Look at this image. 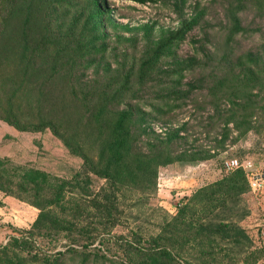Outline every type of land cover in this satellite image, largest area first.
Listing matches in <instances>:
<instances>
[{"label":"rangeland","instance_id":"rangeland-1","mask_svg":"<svg viewBox=\"0 0 264 264\" xmlns=\"http://www.w3.org/2000/svg\"><path fill=\"white\" fill-rule=\"evenodd\" d=\"M121 111L131 156L157 168L154 189L93 170ZM0 159L12 191L0 190V248L32 241L14 247L25 264L57 252L59 264H121L180 199L250 161L239 221L249 241L187 245L177 261L264 264V182L249 181L264 177V0H0ZM17 167L66 182L50 208L56 237L30 233L40 210Z\"/></svg>","mask_w":264,"mask_h":264},{"label":"trees","instance_id":"trees-1","mask_svg":"<svg viewBox=\"0 0 264 264\" xmlns=\"http://www.w3.org/2000/svg\"><path fill=\"white\" fill-rule=\"evenodd\" d=\"M140 2L142 0H135ZM184 29L191 26L188 23ZM187 28V29H186ZM183 32V29L180 31ZM172 40L159 44L154 56L160 57L172 47ZM128 111H121L115 121L112 131L103 143L100 160L93 170L95 174L108 179L117 186L129 184L154 189L157 184L158 171L150 160L131 156L130 131L127 121ZM19 130H26L17 119L4 117ZM34 127H38L34 125ZM4 161L0 159V190L10 194L7 179H3L2 167ZM21 170L19 188L25 192H33V204L39 208V213L32 225L30 233L42 237L53 238L63 231L60 221L51 212L52 206L62 204L66 182L51 178L49 173L25 167ZM248 191V181L241 168L224 175L220 179L205 184L178 202V212L168 222H164L160 233L150 239L149 246L137 245L136 253L120 260L121 264H174L182 259V250L188 245H199L201 251H206L209 244L219 245L220 241L232 244H242L249 241V236L239 225V221L248 215V208L242 204V195ZM13 194V193H12ZM62 206V205H61ZM32 241L12 237L0 248L8 264H25L26 256L19 254L14 247L26 248ZM22 250V249H20ZM73 252L77 251L72 249ZM69 251V250H67ZM72 252V251H70ZM65 252H57L55 256L43 257V264H59ZM35 259L38 255L34 254ZM86 261V259H82Z\"/></svg>","mask_w":264,"mask_h":264},{"label":"built area","instance_id":"built-area-1","mask_svg":"<svg viewBox=\"0 0 264 264\" xmlns=\"http://www.w3.org/2000/svg\"><path fill=\"white\" fill-rule=\"evenodd\" d=\"M250 166H251V162L246 161L242 163L241 165H239L237 168H242L243 170L246 171L250 168ZM232 169L234 168L232 167ZM249 181L251 183V187L253 188V190H256L258 189V186L264 182V177H262L261 175L258 176V174L251 175V177H249Z\"/></svg>","mask_w":264,"mask_h":264}]
</instances>
